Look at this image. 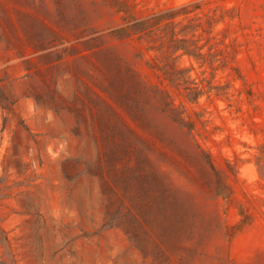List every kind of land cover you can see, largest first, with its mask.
Instances as JSON below:
<instances>
[{"label": "rangeland", "instance_id": "rangeland-1", "mask_svg": "<svg viewBox=\"0 0 264 264\" xmlns=\"http://www.w3.org/2000/svg\"><path fill=\"white\" fill-rule=\"evenodd\" d=\"M119 1L189 6L204 60L152 69L116 0H3L0 264H264V0Z\"/></svg>", "mask_w": 264, "mask_h": 264}, {"label": "trees", "instance_id": "trees-1", "mask_svg": "<svg viewBox=\"0 0 264 264\" xmlns=\"http://www.w3.org/2000/svg\"><path fill=\"white\" fill-rule=\"evenodd\" d=\"M112 7L115 8L116 12H123L125 14L123 20L127 23L116 29L114 34L127 39L136 38L138 41L145 43L147 51H154L155 55L152 57V63L149 64L152 69L158 70L163 75L168 76L169 70L173 68L170 59L177 52H181L180 55L186 54L192 56L195 60H204L205 55L201 53L203 46H197L195 41L186 38L188 32L182 34L183 30L186 31L185 29L191 27L182 24V21L190 13V10H188L189 6L181 7L178 10H166L141 20L132 15L129 5L119 0H116ZM5 13V4L3 0H0V41L6 43L11 50L15 51L17 56L22 57L27 50L26 45L12 41L13 37L19 39V35L13 34L11 20ZM179 16H182V18L177 21ZM198 20L200 21V17ZM198 26L201 25L198 24ZM177 27H180L178 32L175 31ZM53 46L52 40L47 41V37L45 44L30 45L33 52L41 53V57L49 56L52 53ZM13 104L14 101L9 100L5 96L0 85V107L3 110H10Z\"/></svg>", "mask_w": 264, "mask_h": 264}]
</instances>
